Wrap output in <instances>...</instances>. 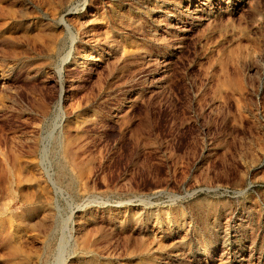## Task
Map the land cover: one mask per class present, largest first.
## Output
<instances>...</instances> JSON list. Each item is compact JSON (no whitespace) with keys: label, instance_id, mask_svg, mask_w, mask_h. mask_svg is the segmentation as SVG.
<instances>
[{"label":"rangeland","instance_id":"374dc122","mask_svg":"<svg viewBox=\"0 0 264 264\" xmlns=\"http://www.w3.org/2000/svg\"><path fill=\"white\" fill-rule=\"evenodd\" d=\"M0 264H264V0H0Z\"/></svg>","mask_w":264,"mask_h":264}]
</instances>
